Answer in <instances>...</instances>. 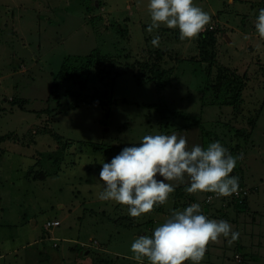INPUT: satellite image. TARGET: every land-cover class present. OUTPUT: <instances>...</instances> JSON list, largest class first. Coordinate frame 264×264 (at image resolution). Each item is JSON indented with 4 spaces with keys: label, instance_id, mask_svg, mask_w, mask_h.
<instances>
[{
    "label": "rangeland",
    "instance_id": "rangeland-1",
    "mask_svg": "<svg viewBox=\"0 0 264 264\" xmlns=\"http://www.w3.org/2000/svg\"><path fill=\"white\" fill-rule=\"evenodd\" d=\"M193 2L210 20L181 38L163 24L146 31L148 0H0V264H140L132 240L192 202L233 230L236 219L257 216L254 209L264 215V37L254 27L264 0ZM214 31L217 59L209 65L199 58V35ZM96 48L105 58L87 83L59 82L51 92L63 61L79 65ZM148 63L166 69L162 88L134 75ZM234 80L243 86L236 110ZM217 81L227 89L212 88ZM206 83L210 95L201 90ZM172 131L189 147L219 140L239 157L229 174L245 183L234 193L250 213L238 216L234 193L186 192L187 179L169 181L176 186L168 199L138 217L97 197L103 160L145 134ZM54 220L61 225L45 229ZM244 225L254 229L248 262L251 253L264 255V239L260 248L257 228ZM241 249L234 253V241L221 236L208 242L200 264H234Z\"/></svg>",
    "mask_w": 264,
    "mask_h": 264
},
{
    "label": "clouds",
    "instance_id": "clouds-1",
    "mask_svg": "<svg viewBox=\"0 0 264 264\" xmlns=\"http://www.w3.org/2000/svg\"><path fill=\"white\" fill-rule=\"evenodd\" d=\"M147 7L151 18L148 32L163 24L177 28L181 38H192L210 20L209 13L193 0H148ZM254 27L264 37V7L258 9ZM159 39L155 34L151 43L157 45ZM238 158L219 140L189 147L186 137L176 131L145 134L139 143L126 144L100 163L97 181L102 182V188L97 197L126 205L128 214L138 217L168 199L176 186L169 181L183 183L187 179L184 190L189 193L208 191L228 196L242 187L239 178L229 174ZM200 209L197 202L172 209L151 234H138L132 240L133 258L141 264L145 259L149 264H200L209 241L221 236L229 243L237 239L239 232L227 220L208 218Z\"/></svg>",
    "mask_w": 264,
    "mask_h": 264
},
{
    "label": "trees",
    "instance_id": "trees-1",
    "mask_svg": "<svg viewBox=\"0 0 264 264\" xmlns=\"http://www.w3.org/2000/svg\"><path fill=\"white\" fill-rule=\"evenodd\" d=\"M125 28L126 27H121L119 31H123ZM199 36L201 37L200 43H199V50H200L199 51V54H200L199 58L205 60L207 63H209V65L214 64L216 62V59H217V47H216L217 43H216L215 31L214 32H207V33H200ZM162 52L163 51H161V50H159L158 52L154 51V53L157 54V57H159V58H160V56H161L160 54ZM104 58L105 57L103 56V54L101 53V50L99 48L92 50L90 52V54L87 56L86 62H83L79 65H78V62L73 63L74 60L67 58V60L63 61L60 70L58 71L57 75L54 78V81L51 85V92H53L52 90L57 88L56 86H58L59 82H74V83H80L81 85H84L85 83H87L89 81L92 68L97 66L100 61L104 60ZM81 59H84V58H81ZM182 60L186 61L188 59L184 58V59H181L180 61H182ZM190 61H194V60L190 59ZM222 69H225L224 66ZM129 71H133V70L131 69ZM133 72H134V75L137 77L138 80H143V81L155 80L157 83V87H160V88H162L161 86L164 84V82L167 79L166 78L167 77L166 69H163L161 67L160 68L159 67H157V68L152 67V65L150 63L146 64L141 69H139L137 71H133ZM237 82H238V80H234V90H235V92H234V109L235 110L237 109V103L239 102V98H240L239 92L241 93V89H243V86L238 87ZM211 87L214 88L215 90L220 89L221 91H223V89H225V90L227 89V85L222 84V82H220V81H217L215 84L211 85ZM209 88L210 87L206 83V85L204 87H202L201 90L204 94L208 93L210 95L212 92L207 91V89H209ZM205 98H208V97L203 96L202 100L203 101L206 100V101H205V103L202 102V106L209 104V100H207ZM261 110H263V108H261ZM250 127H251L250 134L252 135V130H255V128H256L255 123H250ZM234 130H236L235 127H234ZM237 148L239 149V147H237ZM55 161H56V159H55ZM238 185L242 186V183H239V181H238ZM234 203L238 207H241V206L246 205L247 201H240L238 199V197L236 196V194L234 193Z\"/></svg>",
    "mask_w": 264,
    "mask_h": 264
},
{
    "label": "crops",
    "instance_id": "crops-1",
    "mask_svg": "<svg viewBox=\"0 0 264 264\" xmlns=\"http://www.w3.org/2000/svg\"><path fill=\"white\" fill-rule=\"evenodd\" d=\"M244 185H245V183L244 182H242ZM242 207V208H241ZM241 207H235L234 206V211H237V212H239L238 213V216L240 215V214H243V213H241V212H243V211H247V212H249L248 211V208L250 207V205L249 204H247V205H244V206H241ZM250 213V212H249ZM170 214V213H169ZM253 214H256L257 216H253L252 215V217H251V220L248 222H240L242 219H240V220H235L234 221V230H236V231H238L239 232V235H238V237H237V239L234 241V253H235V250H237L238 248L240 249L241 247H242V249L240 250V251H238L237 252V255L239 254V253H241L239 256L240 257H238V258H236V254L234 255V264H264V255L263 254H261V252H258L257 254H255V253H251L250 254V257H251V260H248V262L247 261H245V258H246V253L244 252V250L247 248V246H252V245H254V244H252L254 241H253V236H254V234H253V232H254V229H253V227H251L250 225L249 226H247V228H249L250 230H251V232L250 233H248L247 231H246V228H245V226L246 225H244V224H252L255 228H257L256 229V233H257V239H256V245L258 244V242H260L259 240L260 239H264L262 236H263V233H264V231H262V227L264 226V217H263V219L261 218L262 216H264V215H262V214H260V212L258 213V211H256L255 209H254V211H253ZM169 216V215H168ZM159 218V217H158ZM157 218V219H158ZM246 219V218H245ZM35 221V220H34ZM36 222V221H35ZM155 222L157 223V224H159V220H155ZM241 225V226H240ZM53 229H51V231H52ZM241 234H243V235H241ZM250 236V237H249ZM248 238H250V239H248ZM261 241H263V240H261ZM252 242V243H251ZM257 246H259L260 248H261V243H259V245H257ZM262 250L264 249L263 248V246H262V248H261ZM216 250L218 251V252H220L221 251V249H220V245L219 246H217L216 247ZM251 252H253V251H251ZM206 253H209V252H206ZM212 257V254H210L209 253V258H208V260L209 261H211L210 260V258ZM140 264H141V262H139ZM211 264V263H210Z\"/></svg>",
    "mask_w": 264,
    "mask_h": 264
},
{
    "label": "built area",
    "instance_id": "built-area-1",
    "mask_svg": "<svg viewBox=\"0 0 264 264\" xmlns=\"http://www.w3.org/2000/svg\"><path fill=\"white\" fill-rule=\"evenodd\" d=\"M237 191H238V192H241V188L238 187V188H237ZM214 196L217 197V195H214ZM210 198H212V197H209V198L207 199V201H208ZM59 225H60V222H59L58 220L48 221V222L45 224V229L49 230V229H51V228H53V227H57V226H59ZM143 263H145V264H149V262H148L146 259L143 261Z\"/></svg>",
    "mask_w": 264,
    "mask_h": 264
}]
</instances>
